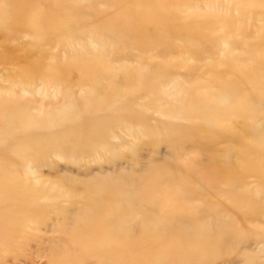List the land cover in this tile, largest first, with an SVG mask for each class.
Masks as SVG:
<instances>
[{"label":"bare ground","instance_id":"obj_1","mask_svg":"<svg viewBox=\"0 0 264 264\" xmlns=\"http://www.w3.org/2000/svg\"><path fill=\"white\" fill-rule=\"evenodd\" d=\"M192 6L202 5L196 1ZM171 13L179 24H167L165 33L180 31L188 38L218 17L215 12L198 16L193 12L198 21L190 27L192 20L179 21L183 16ZM46 14L31 0H0V264H140L155 254H162L169 264H182L185 259V264H258L260 254L255 251L262 250L264 242V123L255 121L252 103H264L263 35L252 52L240 48L238 53L230 51L203 63L207 85L196 80L200 70L194 67L173 93L153 91L157 98L170 96L171 105L157 101L160 107L166 106L173 116L179 111L189 120L156 126L141 123L147 135L152 132L146 129L164 127L159 136L172 142L176 153L149 157L140 169L121 168L91 178L58 175L48 181L41 174L46 162L52 165L44 159L46 154L70 147L72 154L96 159V147L112 148L107 141L112 126L90 104L77 110L73 95L68 97L67 109L47 117L38 113L34 97L24 98L27 92L39 91V81L55 86L66 79L59 68L47 72L24 64L25 27L37 26L34 35L39 38V22H46ZM229 19H223V25L230 29ZM130 20L122 16L120 27L131 29ZM154 22H145L151 34L133 33L137 44L157 40L152 35ZM119 49L117 55L123 51ZM106 59L100 54L97 65L88 67L90 89L85 98L113 111L116 97L132 98L119 89L110 90L104 77L112 69ZM121 68L126 82H135L137 91L149 88L157 74L153 67ZM197 116L205 121H194ZM71 121H78L77 125L70 126ZM55 122L65 127L44 139L42 129ZM241 131L248 132L247 137L219 153L218 143L240 136ZM194 148L200 150L195 160ZM175 155L187 169L175 164ZM32 156L37 159L29 160ZM254 173L260 178L258 188L247 181ZM223 180L230 189L218 188ZM137 200L151 209L163 203L155 226L147 227V219L136 213ZM203 209L215 213L206 218ZM137 228L145 233L141 247L135 241ZM214 238L216 243H211Z\"/></svg>","mask_w":264,"mask_h":264},{"label":"rangeland","instance_id":"obj_2","mask_svg":"<svg viewBox=\"0 0 264 264\" xmlns=\"http://www.w3.org/2000/svg\"><path fill=\"white\" fill-rule=\"evenodd\" d=\"M196 1H199L202 6L191 7V4ZM207 2H211V6L207 5ZM31 3L45 9L47 12L45 19H48L45 23L39 22L40 36L37 39L34 34L37 33L38 27L34 24L32 26L25 24L23 46L28 54L24 64L32 68L38 66L42 71L47 72L59 68L58 70L67 75H61L66 79L59 80L60 84L55 85L56 87L47 86L39 81V91L35 94L27 92L24 98L34 97L39 105L38 113L47 117L46 115L50 113L58 114L67 109L68 97L73 95L77 110H84L87 104H90L100 115H106L109 125L112 126L107 136V141L111 142L112 148L96 147L94 156L96 159L88 160L80 154H72L70 147L46 154L44 159L52 165L46 162L41 167V174L48 181L54 180L58 175H81L84 178H91L97 173L114 172L121 168L123 170H130L132 167L140 169L145 166V160L149 157L176 153L174 144L159 136L165 132L164 127L146 129L152 132L151 135H147L141 123L147 121L150 125L156 126L174 120L182 123L189 120L182 117L179 111H175L173 116L167 111L166 106L160 107L157 101L171 105L170 96L167 94L163 96L164 98H157L153 91L162 90L173 93L178 88V81L186 78L194 67L200 70L196 80L207 85L208 73L203 63L214 58H223L230 51L238 53L240 48H246L252 52L258 46L256 44L262 35L261 42L264 44V0H31ZM174 11L183 16L178 19L179 21L192 20L188 24L190 27H194L198 21L195 18L198 13L210 15L215 12L218 17L215 20L210 18L196 36L188 38L180 31L165 33L167 24L177 22L174 14L171 13ZM122 16L131 18V29L120 27ZM228 16L232 26L230 29L223 25V19ZM63 18L66 21L62 22ZM148 19L157 21L151 25L154 27L152 35L157 40L148 44H137V36L141 37L148 32L151 34L146 27L148 24L145 23ZM133 33L138 34L136 36ZM207 33L211 37L207 38ZM118 48L120 51L123 50L119 55L115 53ZM100 54L107 58V63L112 69V72H107L104 77L109 82L110 90L114 92L119 89L132 98L127 100L116 97L111 104L113 111L103 108L94 99L89 100L91 102L88 103L85 98V94L90 89L88 78L91 71L88 67L97 65V56ZM126 66L135 68V71L150 67L157 68V74L149 88L137 91L134 87L135 82H126L125 71L121 68ZM223 88L226 89V87ZM66 90H69V94L65 92ZM252 105L257 112L255 121L264 123V103L254 101ZM193 120L200 123L205 121L198 116ZM76 122L78 121H71L69 124L77 125ZM64 127L65 125L58 122L44 126L42 137L48 139L56 136V133ZM241 133L238 137H230L218 143L219 153L224 154L231 144L236 141L240 143L248 135L245 131ZM187 141L194 143V139L189 137ZM199 155L200 150L194 148L193 160ZM35 159L37 158L32 156L29 160ZM174 162L177 166L187 169L182 159L176 155ZM258 176L254 173L247 177L250 187H260ZM227 187L228 184L224 180L218 185L220 189ZM162 204L151 209L149 205L137 200L136 213L147 219L149 223L147 227L155 226V222L161 219ZM202 212L207 216L206 218H210L215 213L210 209L209 211L203 209ZM135 236V241L141 247V244L145 242L144 230L135 229ZM209 241L216 243L217 239ZM260 245L263 249L255 252L260 254L258 264H264V242ZM181 252L185 257L186 249ZM225 257L231 259L227 255ZM144 261L140 264H169L162 258V254L160 256L155 254ZM186 262L185 259L182 264Z\"/></svg>","mask_w":264,"mask_h":264}]
</instances>
